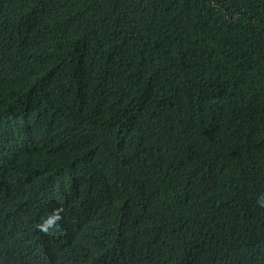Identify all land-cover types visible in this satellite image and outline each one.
<instances>
[{
    "label": "trees",
    "instance_id": "trees-1",
    "mask_svg": "<svg viewBox=\"0 0 264 264\" xmlns=\"http://www.w3.org/2000/svg\"><path fill=\"white\" fill-rule=\"evenodd\" d=\"M0 264H264V0H0Z\"/></svg>",
    "mask_w": 264,
    "mask_h": 264
}]
</instances>
